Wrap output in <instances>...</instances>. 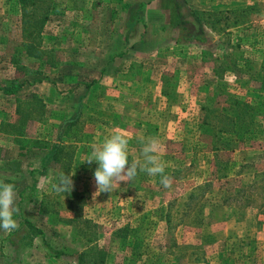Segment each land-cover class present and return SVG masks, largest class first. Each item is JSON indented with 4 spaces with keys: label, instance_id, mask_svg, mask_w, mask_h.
I'll return each instance as SVG.
<instances>
[{
    "label": "rangeland",
    "instance_id": "1",
    "mask_svg": "<svg viewBox=\"0 0 264 264\" xmlns=\"http://www.w3.org/2000/svg\"><path fill=\"white\" fill-rule=\"evenodd\" d=\"M128 1L109 0V11H96L95 0H53V15L57 17L52 18L45 34L52 37L49 47L59 66L39 67L36 60L24 59L28 70H42L41 75L25 76L13 68L10 59L19 42L20 25L15 21L18 5L16 0H0V36L4 23L14 29L8 45H0V85L13 78L26 82L16 95L21 100V116L27 114L24 136L18 132L20 116L15 114V96H4L0 90V120L10 131L8 135L0 132V175L17 185L15 207L17 194L30 184L28 171L37 166L44 154L37 149L17 148V144L25 138L31 143L53 140L58 124L72 114L75 97L83 93L81 83L94 80L83 100L80 140H63L73 146L68 172L72 175V189L55 190V167L33 196L26 195L20 209L25 217L44 230L48 241L57 244L58 239L71 233L66 224L73 217L69 205L71 199L80 197L76 206L81 212L79 224H84V220L91 223L90 238L107 249V264H264V92L242 93L232 74L226 76L229 92L252 106L260 103L261 113L258 127L242 142L223 139L229 143V150L218 152L216 159L212 138L200 127L204 115L201 105L208 104L213 90L211 68L215 62L204 56V48L171 43L170 34L160 33L163 17L162 11L156 9L157 13L150 12L145 22L148 31L145 30L140 52L128 53L127 61L111 59L113 51L108 40L118 47L121 40L118 36L110 38L109 31L106 36L105 27L111 22L110 30L118 33L123 29L121 17H126L123 8ZM194 1L196 6L210 7L207 11L240 10L255 5L248 27L230 29L229 37H221L239 46L234 53L251 60L253 69H258L264 61V0ZM56 3L63 12L56 14ZM84 11L86 30L72 31L77 13ZM101 23L104 31L100 37ZM206 30L210 34L208 26ZM84 31L91 37L87 49L79 50L77 46L85 38L80 34ZM215 41L212 38L209 42ZM105 43L107 46L101 47ZM93 57L100 61L95 66L91 63ZM131 59L134 61L128 64ZM43 107L45 112L41 111ZM114 130L130 138L129 162L142 159L139 137L159 142L169 187L160 183L159 176L139 172L134 180L117 182L111 192H98L93 175L98 164L84 161L91 153L90 145L101 143ZM218 160L226 162L228 178L221 182L216 175ZM207 183L211 186L204 188ZM194 191L201 194L190 199ZM224 197L226 201L218 208ZM40 210H54V216L48 219ZM124 226L132 234L122 245L114 232ZM54 228L56 236L52 234ZM6 234L0 230V241ZM25 246V254L16 251L17 244L3 247L0 264H69L66 258L46 257L36 240Z\"/></svg>",
    "mask_w": 264,
    "mask_h": 264
},
{
    "label": "trees",
    "instance_id": "2",
    "mask_svg": "<svg viewBox=\"0 0 264 264\" xmlns=\"http://www.w3.org/2000/svg\"><path fill=\"white\" fill-rule=\"evenodd\" d=\"M16 2L19 16L15 21L19 23L20 30L18 31L19 42L14 45V54L10 58L11 65L25 76H30V74L41 75L42 70L35 72L28 70L24 66L23 60H36L39 67L50 69L59 66L54 57V50L49 47L52 37L45 34L53 0H16ZM254 6L240 10L198 11L187 0H147L144 3L130 2L123 8L126 17L125 19L121 17L123 29L120 31L123 36L120 48L124 50L115 53L114 59L120 60L125 53H128L129 49L133 50L134 53L140 50L141 43H145V30L148 31L147 24L140 14L145 16L149 11L157 13L154 10L156 9V11H162L160 15L163 17V21L160 25V33L165 36L170 34L171 43L204 48L206 51L204 56L215 62V66H211L213 90L210 93L211 98L209 97L210 99L207 100L208 104L201 105L204 115L200 127L205 134L212 138V151L216 159H219L218 152L229 150V143L223 139L230 137L236 142H242L246 135L253 134L258 127V116L261 113L260 103L252 106L247 100L241 101L240 97L229 92L225 78L228 74H232L235 78V85L242 93L247 90L263 93L264 61L259 64L258 69L254 70V64L251 60L234 53V49H239V46L232 44L231 40H225L221 37L222 35L229 37L230 29L248 27L251 23L249 14L255 11ZM207 26L211 35L207 33ZM11 34H14V29L10 28V24L4 23V28L1 30L0 45L7 46ZM212 38H215L216 41L210 44L209 41ZM25 83L22 79L13 78L6 85H0V90L4 96H15V114L20 116L18 118L20 136L25 135L23 124L26 123L27 118L25 120L24 118L27 117V114L21 116V100L16 95ZM93 84H95L94 80L89 83H81L80 86L84 88L83 93L75 97L76 99L72 102V114L58 124L53 140L31 143L25 138L23 142L18 144L28 149L40 150L44 154L37 166L28 171L30 184L18 193L16 207L19 212L14 214V219L17 220L19 227L0 241L1 252L6 245L13 247L17 244L18 250L16 251L25 254V251L28 250L25 243H32L36 240L41 245L46 257L56 260L66 258L69 259V264H107V249L105 246L95 244L94 237L90 238L93 233L91 232V223L84 220V224H79L81 212L76 206L81 201L80 197L70 201L69 206L73 217L67 219L66 224L70 226L71 233L67 238L58 239L57 244L48 241L44 230L25 217L20 210L26 195L33 196L40 189L41 184L46 181L49 172L55 167H58L55 181L59 182L61 173L68 174L73 159V146L65 144L63 140L64 138L80 140L78 134L80 133L79 123L83 116V100L86 92ZM41 111L45 112L44 107ZM10 128L14 129L13 126ZM0 132L3 135H8L10 132L4 126L3 121L0 123ZM215 167L217 180L220 182L226 180L228 178L226 162L215 161ZM5 182L14 184L15 190L17 189V185L12 180L6 179ZM209 186L211 184L207 183L204 188ZM200 194L194 191L189 197L192 199ZM226 199L227 197H224L222 202L217 204V207L223 205ZM39 213L47 215L48 219L54 216V210H40ZM48 224L52 225V223ZM52 234L57 235L55 228L52 230ZM131 234L128 226L119 228L114 232V236L120 238L122 245L125 244V240Z\"/></svg>",
    "mask_w": 264,
    "mask_h": 264
},
{
    "label": "clouds",
    "instance_id": "3",
    "mask_svg": "<svg viewBox=\"0 0 264 264\" xmlns=\"http://www.w3.org/2000/svg\"><path fill=\"white\" fill-rule=\"evenodd\" d=\"M138 139L143 145L142 159L134 158L131 162L128 152L130 138L124 132L114 130L101 143L90 145L91 153L84 162L89 165L93 162L98 164L93 174L98 192H111L117 182L134 180L139 172L150 177L159 176L160 183L165 188L170 186V178L165 175L166 165L159 155V142L155 138ZM53 187L57 192L72 189V175L61 173L58 184ZM15 200V185L0 179V230L10 232L19 227L14 219V214L18 212Z\"/></svg>",
    "mask_w": 264,
    "mask_h": 264
},
{
    "label": "crops",
    "instance_id": "4",
    "mask_svg": "<svg viewBox=\"0 0 264 264\" xmlns=\"http://www.w3.org/2000/svg\"><path fill=\"white\" fill-rule=\"evenodd\" d=\"M96 2H95V5H94V10H96V11H101V10H106V11H109L110 10V7H111V5L109 4V0H95ZM107 1H108V3H107ZM132 1H134V0H129L128 1V3H130V2H132ZM188 1V3L194 8V9H196V10H198V11H200V10H202V9H204L203 11H207L210 7H207V6H196V2L194 1V0H187ZM16 4H17V2H16ZM65 4H62L61 6L63 7ZM206 5H208V4H206ZM54 6V5H53ZM204 7V8H203ZM55 8H57L58 10L56 11L57 13L56 14H59L60 12H63V10L61 11L59 8V5L56 3V5H55ZM212 8V7H211ZM121 10V9H120ZM93 11V10H92ZM96 11H93V13L95 14V12ZM53 12H54V10L53 9H51V13H50V20H49V22L47 23V26H48V24H50V22L52 21V18L53 19H55L54 17H57V15L56 16H54L53 15ZM64 12H66L65 10H64ZM67 13V12H66ZM85 11L83 12V13H80L79 12V14L77 13V17L78 18H76V21L73 23V25L74 26H72V31H76V32H78V31H80V30H86V26H87V23L85 22ZM79 15V16H78ZM149 15H150V11L142 18L143 19V21H147L148 20V17H149ZM58 17H59V15H58ZM64 17V16H63ZM82 17V18H81ZM83 17H84V19H83ZM4 17H2L1 19H3ZM109 20V19H108ZM105 22V21H104ZM106 22H107V19H106ZM106 22H105V24H106ZM109 23H111V22H109ZM109 23H107L108 24V27H105V32H104V34H106V36L107 35H109L108 33L110 32V38H112L113 40H114V36H118L119 37V40H122V34H121V31H119L118 33H116V31H112L113 29H111L110 30V26H109ZM104 24V25H105ZM47 26H46V28H47ZM104 27H103V24L101 23V26H100V32H99V35L98 36H102V30L104 31V29H103ZM109 31V32H108ZM87 31H84V34H83V32H81V34H80V36L81 35H83V37H85L84 38V42L83 43H81V44H79L78 46H77V48H79V50H81L80 49V47H82V49H87V45H88V37H91L90 35H87V33H86ZM108 32V33H107ZM77 35H79V34H77ZM101 38H99V40H100ZM98 45H99V43H98ZM107 45H109L110 46V48L112 49V51H113V56H114V54L116 53H118L119 51H123L124 49H122L121 50V48L120 47H118V46H116L111 40H108V42H107ZM106 45V43L105 44H102L101 45V47L102 46H104V47H106L107 46ZM96 50H93V54H96V52H95ZM131 52H133V50H131V49H129L128 50V53H131ZM128 53H125V55L120 59V60H124V61H127L126 59H125V57H126V55H128ZM131 56H133L132 54H131ZM113 58V57H112ZM111 58V59H112ZM115 61H117V60H119V59H114ZM89 61H90V59H89ZM134 61V59H131V60H129L127 63L128 64H131L132 62ZM100 61L96 58V57H93L92 59H91V63H94L93 65L95 66L97 63H99ZM2 122V120H0V123ZM17 148H20V149H23V150H31V149H28V148H26V147H22V146H20V145H18L17 144V146H16ZM31 169V168H30ZM0 179H2V180H4L5 181V178L3 177V176H1L0 175ZM8 179V178H7ZM8 180H10V179H8ZM17 190V189H16ZM15 190V191H16ZM17 196H18V194H17ZM17 205V204H16ZM13 231V230H12ZM12 231H10V232H8V234H6V236L7 235H9ZM227 235V234H226ZM5 236V237H6ZM2 239H3V237H2Z\"/></svg>",
    "mask_w": 264,
    "mask_h": 264
}]
</instances>
